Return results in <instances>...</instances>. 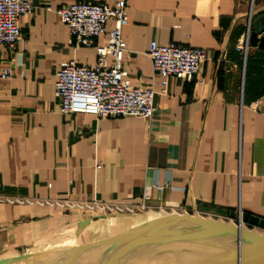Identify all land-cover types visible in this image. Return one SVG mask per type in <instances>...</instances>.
Masks as SVG:
<instances>
[{"label": "crops", "instance_id": "obj_1", "mask_svg": "<svg viewBox=\"0 0 264 264\" xmlns=\"http://www.w3.org/2000/svg\"><path fill=\"white\" fill-rule=\"evenodd\" d=\"M31 1L32 12L19 19L23 38L0 46V66L12 69L0 77V196L130 204L148 196V208L135 216L91 217L79 228L89 214L0 202V258L30 252L64 231L80 233L72 237L76 245L99 243L175 205L224 221L236 222L238 209L264 220V60L257 59L264 52L250 47L243 59L235 48L249 7L254 18L264 14V0H126L123 63L131 85L155 90L150 121L60 111L54 95L60 63L93 68L96 50L71 46L56 12L79 0ZM112 26L107 21L97 45ZM151 40L204 49L200 74L191 82L169 77L164 89L146 54ZM160 243L154 248L160 264H196L176 238Z\"/></svg>", "mask_w": 264, "mask_h": 264}, {"label": "built area", "instance_id": "obj_2", "mask_svg": "<svg viewBox=\"0 0 264 264\" xmlns=\"http://www.w3.org/2000/svg\"><path fill=\"white\" fill-rule=\"evenodd\" d=\"M33 7L31 0H0V46L12 47L23 38L19 19L31 13ZM126 8V0H115L111 6L103 2L79 0L56 9L69 31V44L76 48L93 47L97 55V64L93 68L78 64L72 59L60 63L54 80V95L59 99L62 113H88L98 118L141 116L147 121L154 115L155 90L151 86L131 85L123 63V53L127 49L122 29L128 23ZM109 20L113 21V26L104 41L97 45L95 42L99 36L107 32L106 23ZM242 45L241 42L235 48L243 53ZM146 54L152 65V74L163 78L164 89L168 85L169 77L193 81L200 74L206 60L204 49L175 42L158 44L151 40ZM11 75V68L0 66L1 78H9ZM197 83L200 85L204 81L198 79ZM147 199L148 196H144L140 203L130 204L72 197L0 196V202L56 206L67 211L77 210L89 214L90 218L137 215L147 210ZM180 210H183L182 207L175 205L166 214L183 213ZM242 214L243 211L238 209L237 219L241 220ZM242 224L245 225L243 222Z\"/></svg>", "mask_w": 264, "mask_h": 264}, {"label": "water", "instance_id": "obj_3", "mask_svg": "<svg viewBox=\"0 0 264 264\" xmlns=\"http://www.w3.org/2000/svg\"><path fill=\"white\" fill-rule=\"evenodd\" d=\"M254 15L249 7L242 37L243 59L250 47L264 49V14ZM89 221L90 217L82 220L78 227ZM168 238L181 241L182 250L197 256L196 264H264V220L245 212L236 222L189 213L159 214L99 243L21 252L0 258V264H160L154 248Z\"/></svg>", "mask_w": 264, "mask_h": 264}, {"label": "rangeland", "instance_id": "obj_4", "mask_svg": "<svg viewBox=\"0 0 264 264\" xmlns=\"http://www.w3.org/2000/svg\"><path fill=\"white\" fill-rule=\"evenodd\" d=\"M154 216H155V214L149 213L147 215L141 216V218H142L141 220H143L144 218H148V217L153 219ZM141 220H139V221H141ZM139 221H138V223H139ZM70 232H72V231H70ZM65 234H67V235H65ZM68 235H69V233L67 231H64L60 235H57V238L55 237L54 239H52L50 241L48 240L47 245L44 246L45 243H43L40 245L38 244L37 245L38 247L37 246L33 247V249L29 253H38L39 251L45 252V251H50V250H54V249H63L64 247H67V246H68V248H71L72 246H82V245H76L77 244V238L76 237L74 238V240H72V238L70 239L71 236L70 235L68 236ZM62 236H65V237H62ZM66 238H67V240H66L67 243H64V245H63L60 241H63ZM59 246H61V247H59ZM46 247H49V248H46Z\"/></svg>", "mask_w": 264, "mask_h": 264}, {"label": "trees", "instance_id": "obj_5", "mask_svg": "<svg viewBox=\"0 0 264 264\" xmlns=\"http://www.w3.org/2000/svg\"><path fill=\"white\" fill-rule=\"evenodd\" d=\"M263 50V52H264V49H262ZM258 56V55H257ZM257 59H259L260 61H261V63H262V60H264V53L261 55V56H259ZM247 60H249V59H247ZM247 65H248V63H247ZM262 72H264V63H262ZM246 74H247V69H246V73H245V76H246ZM252 82V81H251ZM246 83H247V85L250 83V81H249V79L247 78V76H246ZM244 93H246V97L245 98H248V96L250 95V93H249V88H246V92H244Z\"/></svg>", "mask_w": 264, "mask_h": 264}, {"label": "bare ground", "instance_id": "obj_6", "mask_svg": "<svg viewBox=\"0 0 264 264\" xmlns=\"http://www.w3.org/2000/svg\"><path fill=\"white\" fill-rule=\"evenodd\" d=\"M162 215V214H161ZM142 218L140 217V219L139 220H141ZM151 218H144L143 220H141V221H139V223H141V222H144V221H147V220H150ZM76 234H80V233H78V232H75V233H73V234H71V237H70V239L73 237V236H75ZM67 238L66 239H64L63 241H60L63 245H64V243H67ZM72 240H73V238H72ZM48 244V242H46L45 244H44V246L45 245H47ZM59 247H61V246H59ZM46 248H49V247H46ZM64 248H68V246L67 247H64Z\"/></svg>", "mask_w": 264, "mask_h": 264}]
</instances>
